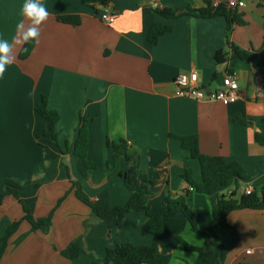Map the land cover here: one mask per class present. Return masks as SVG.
Masks as SVG:
<instances>
[{"label": "crops", "instance_id": "obj_1", "mask_svg": "<svg viewBox=\"0 0 264 264\" xmlns=\"http://www.w3.org/2000/svg\"><path fill=\"white\" fill-rule=\"evenodd\" d=\"M161 8L185 11L202 9L210 0H157ZM24 0H0V38L10 42L16 25L24 18ZM50 12L41 26L40 44L26 60L23 47L15 50V62L0 78V176L24 186L22 196L35 219L54 210L49 233L31 232L23 221L10 239L0 264H105L107 250L116 245H157L164 264H264V210H237L228 223L239 234V243L224 258L216 249L207 262L205 254L185 250L175 236L191 246L206 248V240L195 233L187 219L178 215L165 223L166 235H144V212L127 214L121 230H110L94 219L89 206L76 196L72 182L82 185L83 196L105 209L125 205L130 191L119 175L129 167L125 158L116 166L115 150L107 140H125L133 154V165L156 184L150 188L153 212H167L166 197L184 196L197 212L198 228L215 242L229 246L232 233L213 216L217 200L230 191L237 197L246 188H264V146L256 134L264 135V81L249 61L229 57L218 63L216 53L228 51L227 23L223 17L183 16L168 19L158 15L151 0H43ZM238 9L246 22L235 25L231 41L259 52L264 44V0H244ZM102 4H108L116 21L101 20ZM77 16L78 26L58 21ZM155 23L170 25L157 45L148 40ZM196 71L204 89L216 91L223 78L239 84L237 102L225 106L208 98L195 100L175 94V79ZM43 96L49 108L59 113L57 143L41 136L45 121L35 111ZM83 113L88 119V157L96 164L88 178L79 171L73 153L67 152ZM239 117L242 123L233 118ZM197 136L200 152L240 163L247 178L228 188L205 195L184 178L187 171L195 182L203 179L201 164L178 138ZM63 199L60 205L59 201ZM22 205L14 196L0 204V238L8 227L23 218ZM29 234L19 245L16 240ZM81 238L83 253L75 260L61 255ZM2 244H0V251Z\"/></svg>", "mask_w": 264, "mask_h": 264}, {"label": "trees", "instance_id": "obj_2", "mask_svg": "<svg viewBox=\"0 0 264 264\" xmlns=\"http://www.w3.org/2000/svg\"><path fill=\"white\" fill-rule=\"evenodd\" d=\"M219 8V7H218ZM213 8L209 2L205 8L192 9L185 11H177L171 8H161L154 10L158 15L173 19L183 16H191L197 18H214L223 17L227 23V45L229 50H219L216 53V60L218 63H226L231 56L235 59L249 61L254 69L262 75L264 81V44L259 52L247 51L233 41H231V34L235 25H246L245 20L238 12V9H230L223 5L222 9ZM58 21L64 24L78 26L81 20L77 16H60ZM172 31L170 25L163 23H155L151 26L148 33V40L151 44L157 45L161 36ZM23 48H27L25 52ZM20 52V59L26 60L31 55L34 44L24 45ZM36 113L45 121V130L42 138H48L54 143H57L59 132L57 124L59 122V113L49 108L48 99L43 96L41 102L35 107ZM242 123L244 120L239 117L233 118ZM89 128L88 119L81 113L80 123L76 129V135L72 142L67 144V152L73 153L77 160L78 168L84 178H88L91 170L96 169V164L88 157L89 149ZM256 141L259 145L264 146V135L256 134ZM182 147L188 150L194 159H197L201 164L203 179L201 182H195L192 173L187 171L184 178L189 185L195 189L197 193L210 195L222 188H228L232 185L238 186L240 181L247 178V171L237 162H229L223 157H214L204 155L200 152L199 140L197 136H187L178 138ZM107 145L113 147L115 150V162L121 158H125L129 163V167L125 171H121L119 175L123 178L126 187L130 191V199L123 206H116L113 209H105L97 205L83 196L82 185L78 182H72L75 189L76 196L79 200L89 206L92 210L94 219L104 221L108 224L110 230H121L125 218L130 212H144L146 220L142 227L144 235L151 234L156 237H163L166 235L165 223L174 219L178 215H183L191 226V229L201 235L207 243L206 248L191 246L181 237L175 236L176 240L182 244L187 251L200 252L205 254V260L209 262L216 249L220 250V257L224 259L239 243V234L237 230L228 223V215L237 210H264V188L259 192L254 191L250 195L242 194L237 197L236 191L231 196L222 195L218 198L215 209L213 211L214 219L224 228L229 230L233 239L229 246L215 242L209 235L201 231L196 224L197 212L193 210L187 202L189 192L184 196L173 199L166 197L167 212L157 213L153 212L149 206V197L151 195L150 188L156 184L143 170L138 169L133 165V154L130 152V146L125 140L111 141L107 140ZM24 186L13 179L4 178L0 176V204L6 196H14L23 207L24 216L21 220L14 222L3 237L0 238L2 249L0 251V260L2 259L10 239L18 231L21 223L27 221L31 225V232L42 231L49 233L55 210L46 218L35 219L31 208L23 199L22 192ZM63 199L59 201L60 205ZM29 234H24L19 237L15 245H19ZM83 253L81 247V238L74 240L66 249L61 252V255L69 260H75ZM105 264H164L159 257L157 245L150 246H134L130 243L116 245L107 250ZM247 264V263H241Z\"/></svg>", "mask_w": 264, "mask_h": 264}, {"label": "built area", "instance_id": "obj_3", "mask_svg": "<svg viewBox=\"0 0 264 264\" xmlns=\"http://www.w3.org/2000/svg\"><path fill=\"white\" fill-rule=\"evenodd\" d=\"M213 8L220 6H226L230 9L242 8L241 0H210ZM151 7L153 10L161 9L157 0H151ZM101 20L107 24L112 25L116 21V15L108 4H102ZM239 84L230 75L223 78L222 85L216 91H212L210 94L206 93V90L199 84V75L196 71L190 73H181L175 79V94L179 97L192 98L195 100L211 99L221 102L225 106L233 104L238 100ZM235 192V191H234ZM254 192L252 188H246L244 194L250 195ZM233 191H230L227 196H231Z\"/></svg>", "mask_w": 264, "mask_h": 264}, {"label": "clouds", "instance_id": "obj_4", "mask_svg": "<svg viewBox=\"0 0 264 264\" xmlns=\"http://www.w3.org/2000/svg\"><path fill=\"white\" fill-rule=\"evenodd\" d=\"M242 8L246 7L241 0ZM20 15L24 18L16 25V35L10 42L0 38V78H3L7 67L15 62V50L26 44H40L41 26L49 20L50 12L43 0H24L20 9ZM25 52L27 48H23Z\"/></svg>", "mask_w": 264, "mask_h": 264}, {"label": "water", "instance_id": "obj_5", "mask_svg": "<svg viewBox=\"0 0 264 264\" xmlns=\"http://www.w3.org/2000/svg\"><path fill=\"white\" fill-rule=\"evenodd\" d=\"M222 8H223V6H220L218 9H222ZM205 90H206V89H205ZM206 93H207V94H210V93H211V89H207V90H206Z\"/></svg>", "mask_w": 264, "mask_h": 264}]
</instances>
